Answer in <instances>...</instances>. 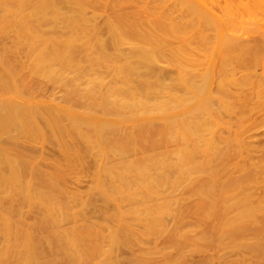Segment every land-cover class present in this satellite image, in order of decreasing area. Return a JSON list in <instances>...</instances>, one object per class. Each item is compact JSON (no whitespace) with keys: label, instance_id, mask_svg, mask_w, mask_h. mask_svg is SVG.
Wrapping results in <instances>:
<instances>
[{"label":"bare ground","instance_id":"6f19581e","mask_svg":"<svg viewBox=\"0 0 264 264\" xmlns=\"http://www.w3.org/2000/svg\"><path fill=\"white\" fill-rule=\"evenodd\" d=\"M154 1L0 0V32L11 19L19 27L16 45H0V264H58L45 259L40 239L24 227L23 204L43 211L42 224L52 225L50 238L68 264H89L104 252L92 223L54 229L63 219L76 221L60 195L78 167L91 170L93 189L116 208L110 249L132 245L142 212L147 231L163 223L162 205L136 204L157 201L161 190L185 181L198 186L197 198L187 212L179 208V222L185 224V212L194 218L189 224L211 221L199 237L253 230L263 206L254 205L251 194L239 195L242 209L223 220L231 188H246L251 172L224 179L222 161H229L232 141L245 144L248 131L264 122V0H227L231 27L218 8L199 0H178L180 8ZM71 3L61 28L67 37L56 30L45 35L41 26L50 19L56 24L61 6ZM107 9V37L99 38L92 23ZM196 45L207 46L209 56ZM54 84L63 92L59 102ZM224 117H235L233 135L231 125L217 130L216 120ZM220 141L226 151L218 149ZM251 246L261 244L245 247ZM193 252L170 255L164 264H192ZM116 260L107 264L124 263ZM153 260L146 252L135 262Z\"/></svg>","mask_w":264,"mask_h":264},{"label":"rangeland","instance_id":"374dc122","mask_svg":"<svg viewBox=\"0 0 264 264\" xmlns=\"http://www.w3.org/2000/svg\"><path fill=\"white\" fill-rule=\"evenodd\" d=\"M156 1L158 0H155L154 2ZM163 1H167V6L169 4L173 5L174 3H178V8H180V1L177 2L178 0ZM199 1L212 6L213 8H218V12L220 11L219 14H223L222 18L224 23L231 27V2L227 0ZM152 3L149 4V6L152 5ZM67 5L68 6L63 4L61 6L60 18L56 24L54 23V20L50 19L41 26V30H43L45 35L56 30L58 31V36L61 39H65L67 37L65 30L61 29L63 26L62 22L63 19L70 13V9H74V5L72 3ZM98 13L101 14V16L99 15L96 18V21L92 24L95 25L94 27L97 36L99 38H106L107 33L105 25L107 23L106 20L111 17V9H107L105 12L101 10ZM178 13L180 12H175L173 15H177ZM18 31V25H16L13 22V19H11V25L0 32V45H16L15 39ZM196 46L201 48L202 51H199L201 55L206 54L209 56L210 53L207 52V46ZM127 47H129V45L126 44L124 49L126 50ZM92 56H94V54L89 57ZM209 58L210 57H208V59ZM262 71V68H258L257 73H261ZM54 86L56 87V100L59 102L61 101L60 96L63 92H59V84H54ZM45 99L49 98L46 97ZM154 102L155 100L152 99L150 104ZM257 114L258 113L255 114V117L260 116V114ZM235 121V117H231V119L229 117H224L223 119L219 118L216 120V128L217 130L218 128L226 129L231 125L230 133L233 135V133L238 129V125ZM257 124H255L257 125L255 128V125L252 127V130L249 128L250 132L248 131V135L247 131L245 132L246 134L243 135H247L248 137L250 135L251 140H249L246 136L248 141L245 139L247 142L243 145H239L237 142L232 141L230 151L231 157L229 161L227 157H225V160L222 161V163H226V166L228 167V171L224 175V179L231 177V179L238 180L241 179L244 174L247 175L251 172V174L247 175L248 178L246 181V188L239 186L231 188V200L227 204H231V209L228 213H226L223 220L228 218V216L231 217V219L234 218L242 209V206H236L239 195L242 193L251 194V202L254 205L263 206V208L259 209L255 219L250 224V227L253 230L249 231L245 235H242L243 237L228 236L223 234V231L221 230L216 231L213 234H208V236L201 235L202 237H199V231L205 230L211 221H207V224H194V222L193 224H189V222L193 221L194 218L190 214H186L189 210L187 207L191 204V202H193V199L197 198L193 195V193L198 186L192 187L191 184L189 185V181H185L174 187L168 186L161 190V193H159L161 195L158 196L157 201L150 200L147 203L145 202V204H136L137 207H144L145 205H162L164 207L162 210L165 211L160 212L159 215L164 216L165 221L163 223L157 225L154 230L147 231V223L143 221L144 219H142L145 213L142 212L139 216L140 221H136L132 228L134 235L130 237L132 242H129L132 245L121 244L110 249V237L117 227L116 222L112 218V214L116 212V208H114V204H105L104 199L99 196L98 191L93 189L92 174L90 173L91 170L86 172V169L81 170L82 167H78V169L69 174L68 184H65L63 192L60 195V199L62 201L69 203V212L76 215V221H67L66 219H63L58 227L56 225L54 229L59 232L73 227L83 228L89 225V223L94 224L95 229L99 230L103 237L101 239V246L104 252L95 255L93 257V261L89 264H107L109 262L117 261V257L121 258L124 262L120 264H138L135 262L136 258L140 255H144L146 252H149V255L154 258V263L164 264V261H168L167 259L170 255H175L180 251H187V254L194 251L192 253L193 257L190 255L191 260L189 258V261H191L192 264H264V172L261 170L264 166V158L261 156L264 151V122L263 124L261 122V125L259 122ZM223 135L227 136V132L223 133ZM217 147L218 149L226 151V142L220 141L217 143ZM173 148H175V146L169 147V149ZM238 151H241L242 155H239ZM248 151H250V154L252 155V158L250 159L248 158L250 154H246ZM214 158H217L216 155ZM87 159H91L90 153L89 158ZM198 159L200 162L203 160L200 157ZM56 161L63 162V159L62 157L57 156ZM216 163L219 165L218 162ZM223 166L224 165H222V167ZM247 167H251V169ZM199 174H195L193 176H199ZM200 176L203 178L205 177L204 175ZM15 200L14 205L19 207L17 204L18 197L15 198ZM180 207H184L185 210L187 208L184 213L185 217L183 218V223L185 224L179 222L181 220V216L178 214ZM20 209L23 214L24 227L32 231L35 236L40 239L45 259L55 261L58 264H68L64 252L58 249L56 243L50 238L52 225L42 224L43 211L40 210L39 207H30L27 204L21 205ZM13 219H19V217L15 214ZM188 233H193L192 235L198 234V238L196 240H190L192 239V235H188ZM257 243H260L261 246L254 248L251 246L249 249L245 247L249 244ZM2 246L3 238L0 236V249ZM108 253L111 254L109 255ZM106 254H108V256Z\"/></svg>","mask_w":264,"mask_h":264}]
</instances>
